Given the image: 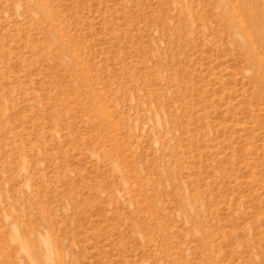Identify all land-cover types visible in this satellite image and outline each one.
Wrapping results in <instances>:
<instances>
[{
	"label": "rangeland",
	"instance_id": "1",
	"mask_svg": "<svg viewBox=\"0 0 264 264\" xmlns=\"http://www.w3.org/2000/svg\"><path fill=\"white\" fill-rule=\"evenodd\" d=\"M0 264H264V0H0Z\"/></svg>",
	"mask_w": 264,
	"mask_h": 264
}]
</instances>
